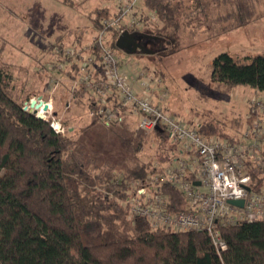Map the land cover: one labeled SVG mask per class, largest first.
<instances>
[{
  "label": "trees",
  "instance_id": "obj_1",
  "mask_svg": "<svg viewBox=\"0 0 264 264\" xmlns=\"http://www.w3.org/2000/svg\"><path fill=\"white\" fill-rule=\"evenodd\" d=\"M184 1L143 0L146 9L157 14L158 23L148 24L147 20L137 29L121 23L112 28L110 45L115 48L120 33L129 30L151 35L153 44L159 46L157 50L150 46L154 55L161 50L173 53L185 31L194 36L200 28L196 24L200 11L206 16L211 11L210 0H195L192 12L185 13ZM213 1L217 6H233L225 18H218L229 20L221 34L263 16L253 8V2L259 0ZM114 13L107 5L96 9L92 16L95 30L102 27V18ZM211 26L204 30L212 32ZM80 45H65L59 39L53 47L54 53L56 46L61 49L62 62L72 63L74 71H67L71 79L77 77L78 65L74 57L65 55V49L78 53ZM87 52L100 59L94 46ZM210 67L211 80L220 86H251L264 93V52L237 55L224 50L212 58ZM12 82V73L0 62V264H264L263 218L218 225L227 245L219 251L205 230L154 228L147 218L133 215L124 203L129 181L143 182L163 167L155 166L154 161L133 162L118 173L112 167L99 166L92 151L82 147L63 124L65 130L59 132L50 121L24 109L31 96L25 101L13 96ZM74 96L76 100L86 98L92 113L99 106L96 96L82 87L74 90ZM108 101L109 107L121 109L120 122L127 120L126 107L115 88ZM54 115L56 118L57 112ZM187 123L196 125L192 120ZM200 124L199 131L207 138L237 139L218 122L204 120ZM149 135L165 153L168 164L173 163L178 146L171 144L164 132ZM249 164L251 186L261 191L264 169ZM161 188L169 211L188 210L182 190L169 183Z\"/></svg>",
  "mask_w": 264,
  "mask_h": 264
},
{
  "label": "rangeland",
  "instance_id": "obj_2",
  "mask_svg": "<svg viewBox=\"0 0 264 264\" xmlns=\"http://www.w3.org/2000/svg\"><path fill=\"white\" fill-rule=\"evenodd\" d=\"M210 1L208 16L202 10L197 16L196 24L200 28L196 34L192 36L185 31L173 53L161 50L159 55H154L140 51L128 53L117 46L113 49L120 61V71L133 82L142 79L152 86L157 102L168 107V112L184 122L192 120L193 124L213 120L226 132L240 137L254 120L256 111L258 116L264 117V93L251 86L227 88L216 84L210 77V63L224 50L237 55L264 52V0L253 2L256 14L263 16L222 34L220 30L229 20L219 21L218 18H225L233 6L225 3L217 6L215 1ZM184 4L186 13L192 12L196 2L185 0ZM105 5L116 12L120 1L0 0V62L13 75L11 94L21 101L31 96L25 101L29 105L32 99L42 96V100L50 104L48 115L52 120L63 124L82 147L92 151L99 166L112 167L118 173L133 162L154 161L155 166H167L165 153L160 151L150 133L139 128L136 117L128 115L123 122L106 124L88 109L86 98L76 100L72 79L67 74L74 71L72 63L62 62L53 52L59 39L71 46L91 44L96 34L93 12ZM149 12L143 0H139L133 16L155 24L157 19L153 20ZM124 22L127 27L130 25ZM142 26L134 25L129 29ZM208 26L212 27V32L204 30ZM112 40L113 34L110 42ZM151 47L157 50L159 46L152 42ZM155 70L161 74H156ZM165 91L161 100L159 96ZM93 171L97 170L93 167ZM262 187L264 190V185Z\"/></svg>",
  "mask_w": 264,
  "mask_h": 264
},
{
  "label": "built area",
  "instance_id": "obj_3",
  "mask_svg": "<svg viewBox=\"0 0 264 264\" xmlns=\"http://www.w3.org/2000/svg\"><path fill=\"white\" fill-rule=\"evenodd\" d=\"M119 1L114 15L102 18V27L96 31L91 44L82 47L78 53L72 48L65 49V55L74 57L78 65L77 77L71 80L72 90L82 87L91 91L99 105L94 114L105 123H115L122 119L120 108L109 107L108 98L115 88L126 113L136 117L142 131L164 132L169 142L178 146L173 163L164 166L161 172L143 182L134 178L129 181L124 203L130 212L147 218L154 228L205 230L217 249L224 250L227 245L218 225L264 219V190L252 188L249 172V163L264 169V117L258 116L256 111L254 120L241 136L231 141L207 138L199 131L201 124L190 125L165 110L148 91L152 86L142 79L133 82L120 71V61L110 45L112 28L124 21L130 23L128 28L142 25L143 21L140 16H133L139 0ZM149 13L153 20L157 19L156 13ZM93 46L98 49L100 59L95 53L87 52ZM59 52L61 49L56 46L55 55L64 58ZM165 95L166 91L159 98L163 100ZM24 109L33 112L28 103ZM48 113L49 110L44 111L54 128L64 132V127L61 124L56 127ZM190 174L194 178L189 179ZM197 181L200 184H196ZM165 183L182 190L187 211L171 212L166 208V199L161 192ZM230 199H244V205H233L229 203Z\"/></svg>",
  "mask_w": 264,
  "mask_h": 264
},
{
  "label": "water",
  "instance_id": "obj_4",
  "mask_svg": "<svg viewBox=\"0 0 264 264\" xmlns=\"http://www.w3.org/2000/svg\"><path fill=\"white\" fill-rule=\"evenodd\" d=\"M135 35L136 33H132L129 30L122 31L116 40L117 47L125 50L128 53L137 51L142 53H153V49L149 48L148 45L137 42ZM144 36L152 38L151 35ZM38 99L40 100V103H38L37 106L33 104V100L31 101L30 105L33 108V112L36 113L39 118L49 121V118L45 116L44 111L49 110L50 104L46 101H43L42 96H39ZM38 107H42V109L39 111ZM196 184H200L199 181H197ZM229 203L242 207L244 205V199H230Z\"/></svg>",
  "mask_w": 264,
  "mask_h": 264
},
{
  "label": "flooded vegetation",
  "instance_id": "obj_5",
  "mask_svg": "<svg viewBox=\"0 0 264 264\" xmlns=\"http://www.w3.org/2000/svg\"><path fill=\"white\" fill-rule=\"evenodd\" d=\"M135 39L137 40V42L144 43V44L148 45L149 48L152 45V42L154 41L153 38L146 37L142 34H136Z\"/></svg>",
  "mask_w": 264,
  "mask_h": 264
},
{
  "label": "bare ground",
  "instance_id": "obj_6",
  "mask_svg": "<svg viewBox=\"0 0 264 264\" xmlns=\"http://www.w3.org/2000/svg\"><path fill=\"white\" fill-rule=\"evenodd\" d=\"M32 100H33L32 102H33V104L35 106H37V104L40 103V100L39 99H32ZM38 108H40V107H38ZM54 124H55L56 127H59L60 126V123L59 122H56L55 121Z\"/></svg>",
  "mask_w": 264,
  "mask_h": 264
},
{
  "label": "crops",
  "instance_id": "obj_7",
  "mask_svg": "<svg viewBox=\"0 0 264 264\" xmlns=\"http://www.w3.org/2000/svg\"><path fill=\"white\" fill-rule=\"evenodd\" d=\"M137 90H138V91H140V88H138ZM152 90H153V89H150V90H148V91H150V92H153ZM151 94H153V95H154V92H153V93H151ZM155 95H157V93H156ZM155 95H154V98L156 99V97H157V96L155 97ZM159 97H160V96H159Z\"/></svg>",
  "mask_w": 264,
  "mask_h": 264
}]
</instances>
